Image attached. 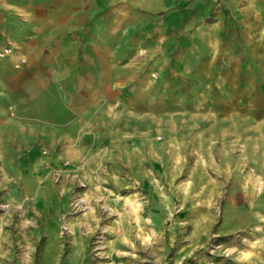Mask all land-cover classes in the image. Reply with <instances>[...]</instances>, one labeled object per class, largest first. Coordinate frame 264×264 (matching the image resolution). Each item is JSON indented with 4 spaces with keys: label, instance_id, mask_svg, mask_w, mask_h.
<instances>
[{
    "label": "rangeland",
    "instance_id": "rangeland-1",
    "mask_svg": "<svg viewBox=\"0 0 264 264\" xmlns=\"http://www.w3.org/2000/svg\"><path fill=\"white\" fill-rule=\"evenodd\" d=\"M0 51V264H264V0H0Z\"/></svg>",
    "mask_w": 264,
    "mask_h": 264
},
{
    "label": "crops",
    "instance_id": "crops-1",
    "mask_svg": "<svg viewBox=\"0 0 264 264\" xmlns=\"http://www.w3.org/2000/svg\"><path fill=\"white\" fill-rule=\"evenodd\" d=\"M148 14L153 15L154 13L151 12H145ZM57 26H60V24H57ZM63 27V25H61ZM75 26V23H74ZM31 32L29 35H27V41H32L35 37L38 36V33L36 32V27L32 26L30 28ZM57 32V43H58V51L57 54H55V58L53 59V66L57 69H54L53 77L55 75V84L58 87H67L70 89V95H73L75 98L77 97V94L80 93V90H83L84 95L86 93H90L91 86H98L100 88V95L101 97H108L110 95V92H112L111 87H109V81L116 80V88H119V82L121 79V71L117 69L114 71L115 73H112V75H109L108 73V59L106 57V53L104 51L99 52V68L94 67V69L91 67L90 60H88V56L91 52L88 51V49L84 46H80L81 42L75 43L74 55L76 59H72V53L70 48H67L65 51L63 48H60L61 42L59 40L58 35H62L63 30L61 27L55 28ZM78 35L84 36L85 38L86 33H78ZM76 41V40H74ZM78 42V41H77ZM26 51L28 54L29 52H33V47L30 48V46L25 45ZM69 56L67 60V70L57 68L56 65L60 62V59L63 58V55ZM31 54V53H30ZM74 64H72V60ZM62 60V59H61ZM117 95L119 97V89L116 91Z\"/></svg>",
    "mask_w": 264,
    "mask_h": 264
},
{
    "label": "built area",
    "instance_id": "built-area-1",
    "mask_svg": "<svg viewBox=\"0 0 264 264\" xmlns=\"http://www.w3.org/2000/svg\"><path fill=\"white\" fill-rule=\"evenodd\" d=\"M3 54H4V52L0 51V55H3Z\"/></svg>",
    "mask_w": 264,
    "mask_h": 264
},
{
    "label": "bare ground",
    "instance_id": "bare-ground-1",
    "mask_svg": "<svg viewBox=\"0 0 264 264\" xmlns=\"http://www.w3.org/2000/svg\"><path fill=\"white\" fill-rule=\"evenodd\" d=\"M69 155V154H68ZM74 156V155H73ZM72 157V156H71Z\"/></svg>",
    "mask_w": 264,
    "mask_h": 264
}]
</instances>
